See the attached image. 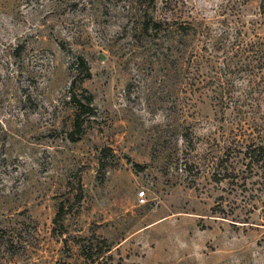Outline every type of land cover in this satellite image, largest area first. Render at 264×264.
<instances>
[{"label": "rangeland", "instance_id": "rangeland-1", "mask_svg": "<svg viewBox=\"0 0 264 264\" xmlns=\"http://www.w3.org/2000/svg\"><path fill=\"white\" fill-rule=\"evenodd\" d=\"M218 70L264 83V0H0V264H264L263 170L212 177Z\"/></svg>", "mask_w": 264, "mask_h": 264}, {"label": "trees", "instance_id": "trees-1", "mask_svg": "<svg viewBox=\"0 0 264 264\" xmlns=\"http://www.w3.org/2000/svg\"><path fill=\"white\" fill-rule=\"evenodd\" d=\"M86 70L88 76L87 66ZM197 70L193 65L190 66L187 69L186 77L188 79L192 77L195 82L196 78L193 75ZM216 74L214 76L215 88H217L215 105H218L222 111L227 108L230 109L232 116L229 120L231 124L229 132L211 138L215 141L217 148V151L210 156V161L215 168L212 177L215 181L238 178V172H234L235 164L241 162L243 175L245 174L241 178L245 179L243 182L245 184L246 179L255 175L256 173L253 172L257 169L263 170L260 176L264 177V83H260L259 80L253 82L252 87H242L228 81L227 78L222 79L221 71H216ZM242 92L241 97L239 95ZM242 98H244V101L241 102ZM71 101L76 108V112L73 118L72 130L68 133V137L70 140L76 141L83 133L85 118L90 116L94 109L90 94L81 98L72 93ZM211 135L212 133L209 137ZM184 140L188 141L187 136H184ZM64 215L63 207H60L54 221L56 223L61 221Z\"/></svg>", "mask_w": 264, "mask_h": 264}, {"label": "built area", "instance_id": "built-area-1", "mask_svg": "<svg viewBox=\"0 0 264 264\" xmlns=\"http://www.w3.org/2000/svg\"><path fill=\"white\" fill-rule=\"evenodd\" d=\"M143 194H144V192H143V191H141V193H139V197H141Z\"/></svg>", "mask_w": 264, "mask_h": 264}]
</instances>
